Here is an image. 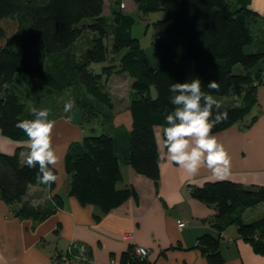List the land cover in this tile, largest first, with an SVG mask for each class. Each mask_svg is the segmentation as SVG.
I'll return each mask as SVG.
<instances>
[{
    "label": "trees",
    "instance_id": "16d2710c",
    "mask_svg": "<svg viewBox=\"0 0 264 264\" xmlns=\"http://www.w3.org/2000/svg\"><path fill=\"white\" fill-rule=\"evenodd\" d=\"M250 2L136 0L140 11L164 12L153 22V44L159 58L155 67L132 33L135 17L120 9L107 16L105 0H0L1 133L13 140L28 139L16 124L34 118L16 87L17 72L39 79L48 92L53 88L61 93L76 89L80 98L76 107L85 120L107 116L106 110L113 106L106 83L109 71L125 73L132 89L131 129L124 130L120 138L106 132L85 134L69 145L64 158L71 179L69 194L83 204L99 206L101 212L110 211L137 195L133 185H122L121 165H131L159 183L161 157L155 127L164 129L165 117L174 109L171 84L198 77L206 85L215 79L221 84L218 92L206 87L202 90L236 102H222L229 117L216 125L212 134L242 120L258 104V86L263 80L257 66L264 58V29L259 31L256 25L263 19L264 26V12L261 15L250 8ZM85 31L91 33L90 45L76 59L72 48ZM104 62L109 64L99 72L92 67ZM12 153L0 151V197L12 208L20 203L13 211L21 218L35 222L47 218L61 200L55 194L42 206L23 200L29 185L38 183V169L22 161L20 146ZM191 194L215 209L211 220L215 233L201 234L192 246L200 249L208 264L225 261L220 239L232 224L256 251L264 252V215L251 222L242 217L246 208L264 202V185L247 187L236 180L215 179L192 185ZM90 263L88 256L75 262ZM120 264L152 263L145 256H137L131 245L122 252Z\"/></svg>",
    "mask_w": 264,
    "mask_h": 264
},
{
    "label": "crops",
    "instance_id": "0c3cea01",
    "mask_svg": "<svg viewBox=\"0 0 264 264\" xmlns=\"http://www.w3.org/2000/svg\"><path fill=\"white\" fill-rule=\"evenodd\" d=\"M250 7L262 15L264 0L256 3L251 0ZM257 69L261 70L263 80V84L258 86V104L242 120L213 134L231 156L232 169L228 179L247 187L264 185V58ZM112 90L108 89L113 106L104 108L107 116L101 114L87 122L93 125V130L99 127L101 132L120 138V134L132 126L129 110L132 89L130 86L126 99L119 96L117 89L114 90L118 96ZM253 116L256 117L251 122ZM50 119L56 121L53 143L62 155L58 167L60 179L53 189L40 183L29 185L23 200L42 206L55 194L61 203L54 213L35 222L15 215L13 208L20 203L12 208L0 197V264H69L65 255L71 242L85 244L90 264H120L122 252L131 245L144 246L147 249L145 258L152 264H208L200 249L192 246L201 234L215 233L211 221L215 209L193 197L191 186L216 177L206 168L201 169L198 175L188 177L165 157L161 158V175L156 185L152 178L139 173L131 165L123 164L122 185H133L137 195L110 211L101 212L99 206L83 204L69 194L71 179L64 158L69 145L87 134L85 119L80 112L74 111L71 114L63 111ZM248 122L251 123L246 126ZM157 131L163 133L160 126L155 127V134ZM25 141L27 139H10L0 131V151L12 153L20 146L22 161L29 151L24 146ZM263 215L264 202L250 206L242 213L245 222ZM179 221L186 224L179 227ZM128 231L134 233V238L123 237ZM220 249L225 257L223 264H264V252L256 251L235 224L223 231Z\"/></svg>",
    "mask_w": 264,
    "mask_h": 264
},
{
    "label": "clouds",
    "instance_id": "9594fccd",
    "mask_svg": "<svg viewBox=\"0 0 264 264\" xmlns=\"http://www.w3.org/2000/svg\"><path fill=\"white\" fill-rule=\"evenodd\" d=\"M202 87L218 92L221 84L213 79L205 85L197 77L170 85L173 94L170 102L174 109L165 117L167 126L163 133L156 132L157 151L162 159L166 157L178 165L188 177H194L206 168L217 179H226L231 175V156L212 130L228 119L229 112L220 100L203 91ZM74 107L75 101L69 100L63 111L70 113ZM30 113L34 118L19 120L16 124L28 138L24 146L29 151L24 163L38 169V183L50 186L59 181L58 167L62 162V155L53 143L56 121L49 119V108L31 107Z\"/></svg>",
    "mask_w": 264,
    "mask_h": 264
},
{
    "label": "rangeland",
    "instance_id": "374dc122",
    "mask_svg": "<svg viewBox=\"0 0 264 264\" xmlns=\"http://www.w3.org/2000/svg\"><path fill=\"white\" fill-rule=\"evenodd\" d=\"M257 1L258 0H253L254 3H256ZM115 9H120L124 12H128L135 17L136 21L132 27V33L135 37L139 39L141 46L144 48L146 55L148 57L149 64L151 66L156 67L159 63V58H158V53L153 44V40L156 36V31L153 27V22L162 18L164 16V12L162 10L149 11V12L140 11L137 7L136 0H105L104 13L107 16L111 17ZM256 29L259 31L264 29L263 19L258 20ZM90 38H91V33L89 31H85L84 34L75 42L72 51L76 59H79L85 48L88 47V45H90ZM110 57L111 56H109V58ZM111 62L112 61H110V63ZM108 64H109L108 62L94 63L92 67L95 69L96 72H99L102 66L104 65L106 66ZM109 73H110L109 77L106 79L107 81L106 83L109 86L108 89L111 90L113 89L112 91L114 92H116L114 89H117L119 91V96L122 99H126V95L130 90V83H131V81H129L130 77H128L127 75L123 76L124 73H120V72L118 73V72L109 71ZM24 76L27 77V80L23 79ZM15 84L17 89L20 91V93L23 94V97L29 107H36L38 109H42V108L51 109V114L49 116V119L52 116H56L58 113H63L64 104L69 100L75 101V107H74L75 110L72 111L78 113L80 112L78 110L80 108H76L77 106L76 100L80 98L79 96H76L75 94L76 89L74 88H72L73 90L67 89L62 93L59 92L58 89L53 88L51 89V92H48L47 91L48 87L45 84L41 83L39 79H36L22 72L16 73ZM116 94L118 96L117 92ZM213 96L218 100H220L221 102L236 104V102H232V100L229 97L218 96V95H213ZM131 97L132 96H130V98ZM69 114H71V112ZM83 122H85L87 134H91V133L98 134L102 131L99 127H97V129L95 130L91 129L93 125L87 122V120H84ZM39 201L42 202V200Z\"/></svg>",
    "mask_w": 264,
    "mask_h": 264
},
{
    "label": "built area",
    "instance_id": "2783aa9c",
    "mask_svg": "<svg viewBox=\"0 0 264 264\" xmlns=\"http://www.w3.org/2000/svg\"><path fill=\"white\" fill-rule=\"evenodd\" d=\"M186 224L185 221H179L178 226L182 227ZM123 237L125 239H132L134 238V233L132 231L125 232ZM86 246L83 243L78 242H71L68 248V257L65 258V261L69 264H75L77 259L84 258L86 256L85 254ZM134 252L139 256H146L147 255V249L144 246L141 245H135L134 246Z\"/></svg>",
    "mask_w": 264,
    "mask_h": 264
}]
</instances>
